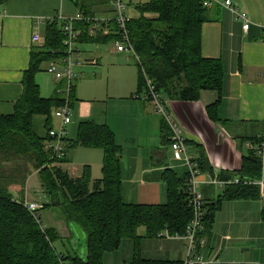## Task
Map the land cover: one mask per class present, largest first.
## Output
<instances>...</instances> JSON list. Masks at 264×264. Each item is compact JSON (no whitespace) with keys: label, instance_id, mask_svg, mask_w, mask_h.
I'll return each mask as SVG.
<instances>
[{"label":"crops","instance_id":"0c3cea01","mask_svg":"<svg viewBox=\"0 0 264 264\" xmlns=\"http://www.w3.org/2000/svg\"><path fill=\"white\" fill-rule=\"evenodd\" d=\"M128 1V12L135 11L133 13L136 14L139 3L135 4L134 9L132 5L135 0ZM225 1L213 0L209 8L212 21L206 23L202 30V56L220 60L224 68L221 90L203 91L195 102L170 100L167 96H161L172 121L186 140L189 155L202 173L201 180L205 182L202 193L206 205L214 204L223 195L221 191L224 193L227 186L241 179L245 158L252 156L260 159L259 150L264 140V0H231L241 12L248 15L251 26L247 32L243 29V22L237 21L224 8ZM0 3V115L8 116L13 114L23 94V81L30 67L31 53L44 48L50 20L57 18L60 13L70 18L79 12L71 0H0ZM96 15L107 20V25L101 27L100 24L104 22H99L95 31H101L102 36L108 38L111 36L109 25L115 15L113 7ZM129 17L135 18L137 14H129ZM35 33L40 35L39 42H33ZM112 34H116V31ZM112 36L108 42L77 43H110L118 63L112 65L114 69L107 76V92L93 85L97 93L86 97L83 93L84 84L77 85L76 80H73V124L70 125H74L76 131L70 139L65 137L66 161L58 165L73 179L82 177V174L77 173V166L89 168L93 177L97 172L100 175L103 151L71 145L76 142L81 123L93 122L107 126L121 147L124 201L131 205H165L168 203L164 180L166 171L173 170L189 177L188 169L172 157L169 124L156 113L154 104L147 98L148 91H139V61L134 56L133 62L130 58L124 61L123 55L126 53L116 50V39ZM111 55L93 56L94 59L88 63L99 65L100 58L104 61L113 57ZM79 58L80 52L73 68L79 65ZM62 61L51 60L42 65L35 78L41 98L64 99L67 82H59L47 72L53 63L63 70ZM55 110L52 112V121L56 119L53 116ZM211 116L216 119L213 120ZM47 122V116L33 118V130L44 140L47 137ZM163 126L169 138H166L168 134L163 132ZM81 156L84 159H80ZM260 179H264V171ZM259 190L260 199L221 200L214 226L209 233L200 236L205 240L201 253L209 264H264V197ZM34 195L37 196L32 198ZM28 196H31L32 201L47 202L37 174L27 183L25 199ZM45 212H41V217L46 215ZM57 217L55 223L50 222L44 228L55 230L59 241H69L73 238L70 228L59 215ZM140 236H145L144 230ZM135 251L134 241L124 239L115 253L104 256L103 264H132ZM138 251L145 261L180 264L186 258L187 243L180 239L143 238Z\"/></svg>","mask_w":264,"mask_h":264},{"label":"trees","instance_id":"16d2710c","mask_svg":"<svg viewBox=\"0 0 264 264\" xmlns=\"http://www.w3.org/2000/svg\"><path fill=\"white\" fill-rule=\"evenodd\" d=\"M71 2L79 13L91 19L96 18L98 12L109 11L112 6V0ZM204 2L149 0L136 6L138 15L130 19L128 31L141 62L138 65L139 91H147L142 69L157 93L170 100L195 102L203 91L221 90L224 78L221 61L202 56L203 26L212 21ZM58 24L49 23L44 48L31 53L30 67L23 81L24 91L13 114L0 115V264H103L104 256L115 253L124 239L135 243L132 264H170L145 261L139 256L138 248L143 238L154 239L163 231L172 236L186 234L193 219L187 191L188 175L166 171L167 204L131 205L123 199L121 147L107 126L81 123L76 142L71 145L103 151V177L100 180L92 179L89 168H85L81 178H71L58 165L64 163L65 158L54 160L45 149L53 123L52 112L61 107L64 100L41 98L35 78L44 63L66 56L64 35ZM96 24L93 21L74 23L79 32L77 43L108 42L114 31L116 34L112 37L119 39L115 21L109 25L111 36L108 38L103 37L101 31H95ZM106 25L100 24L101 27ZM38 115L48 117L45 140L33 130V118ZM211 118L216 119L215 116ZM261 168L260 159L245 158L241 183L227 186L214 204H205L203 233H209L214 226L222 199H260L259 187L244 181L259 180ZM34 174L47 198L44 210H58L68 226L74 224L84 234L87 246L84 256L81 257L74 248L69 256L58 253L55 249L60 240L57 232L42 227L23 207L27 183ZM142 230L145 236H140ZM71 235L73 237L72 232Z\"/></svg>","mask_w":264,"mask_h":264},{"label":"built area","instance_id":"2783aa9c","mask_svg":"<svg viewBox=\"0 0 264 264\" xmlns=\"http://www.w3.org/2000/svg\"><path fill=\"white\" fill-rule=\"evenodd\" d=\"M213 0H205L204 6L210 8ZM111 5L114 9L115 15L113 21L118 26L119 39L116 40V50L120 53L132 54L140 62L135 50L132 47L128 23L130 21L129 17V1L128 0H112ZM224 8L229 10L235 17L237 21L243 22V29L247 32L251 26V21L248 15L241 12L239 8L231 1L226 0L223 4ZM57 21L60 23L61 30L64 35L63 45L65 48V57L63 59L64 68L61 71L56 63L51 64L47 72L53 75L57 81L65 80L67 86L65 89L64 104L54 111L53 116L60 121V128L58 131L51 129L48 132L49 142L45 145L46 151L50 154L51 158L54 160L61 161L66 156V150L64 147L66 128L72 123V110H71V96L73 95V66L75 65V58L78 56L79 51L77 50V38L79 32L75 30L74 23L80 21H93L94 23L107 22V20L100 18H86L83 14L78 13L76 17H66L60 13L57 18L50 20V23ZM40 35L35 33L33 35V42H39ZM143 76L147 87V98L150 102L154 104L156 113L163 116L166 122L169 124L170 128V149L172 152V157L175 161L183 163L188 169L189 182L187 186V191L189 195V205L193 211V219L189 224L186 234L174 235L172 236L168 231H163L157 235V238L162 239H180L187 243V254L186 258L181 264H209L206 258L202 255L201 249L205 246V240L200 237L204 232V218H205V200L202 193V185L205 183L202 179V173L199 170L198 164L189 155L187 150V143L185 138L182 136L181 131L177 124L172 121L171 115L168 113L165 105L162 103L161 95L157 93L151 80L148 78L144 69ZM223 134V130H221ZM249 147H252L249 145ZM260 160H261V174L264 171V140L261 143L259 150ZM211 183L217 185H224L218 181H210ZM241 180H236L234 185L240 184ZM245 184L257 185L262 192L264 197V179H260L258 182L244 181ZM23 207L33 216L35 221L40 224V214L44 210L45 203L40 201H28L27 199L22 202Z\"/></svg>","mask_w":264,"mask_h":264},{"label":"rangeland","instance_id":"374dc122","mask_svg":"<svg viewBox=\"0 0 264 264\" xmlns=\"http://www.w3.org/2000/svg\"><path fill=\"white\" fill-rule=\"evenodd\" d=\"M149 0H135V3L133 8L135 9V4L136 3H145L148 2ZM136 10V9H135ZM135 12V11H133ZM133 12H129L130 16H135L136 14L138 15L137 11L136 14ZM76 17V16H70V18ZM108 18V17H106ZM78 51L80 52V58H79V65L73 68V74H74V79L76 80L77 85L79 84H84L83 88V93L86 97H91L93 93H97V89L94 90L92 86L100 87L103 91L107 92L106 85L108 84V79L107 76L109 73L114 69L112 65H116L118 63V60L116 59V53L113 50V45L108 43V44H77ZM113 54L111 56L113 57H108L106 60L102 61V58H100V63L99 65H93L91 63H88L89 60L94 59L93 56H99L101 54L103 57L108 55V54ZM123 60L126 61L128 58L131 59V62L134 61L133 55L126 53L123 55ZM76 59V58H75ZM77 64V60H75V65ZM63 71V70H61ZM73 79V80H74ZM71 101H72V96H71ZM72 124H73V116H72ZM52 128L55 129L56 131L59 130L60 128V121L57 119H53L52 123ZM76 131V128L74 125H70L66 128V138H71L73 137L74 133ZM77 135V134H76ZM188 147V146H187ZM86 149H93V148H86ZM189 151V150H188ZM81 152V151H79ZM79 154V153H77ZM80 159H84L83 156L80 157ZM103 161L101 164V169H100V175L99 172L96 173V175L92 174L91 171V177L94 181L100 180L103 177ZM124 167L122 164V175L124 172ZM85 168L83 166H77V173L79 174H84ZM99 177V179H96ZM223 194V191H221ZM34 195L32 198H35ZM31 196H28V201L33 202ZM46 215H43L42 217L40 216V225L42 227H47L50 222L55 223V217H57L61 212H59L56 209L53 208H48L45 209ZM48 212V213H47ZM55 216V217H54ZM61 218V216H60ZM66 226V225H65ZM60 229V228H59ZM78 233L80 234V238L82 240H78V235L77 232L74 231L75 235V241L78 242V249L80 250V254L83 253V250L86 251V239L84 234L82 233L81 230H78ZM55 249L57 250L58 253L64 254L65 256H69L70 254H73V245L71 241L64 240V241H59L55 244Z\"/></svg>","mask_w":264,"mask_h":264},{"label":"water","instance_id":"95a60500","mask_svg":"<svg viewBox=\"0 0 264 264\" xmlns=\"http://www.w3.org/2000/svg\"><path fill=\"white\" fill-rule=\"evenodd\" d=\"M69 226H70L71 232H72V234H73V238L71 239V243H72V245H73V248H74V249L77 251V253L82 257V256H84V255L86 254V252H87V247H86V251L83 250V253L80 254V250L78 249V242L75 241V235H74V231H76V232H77V235H78V240H79V241L82 240V239L80 238V234L78 233V230H80V229H79L77 226H75L74 224H70ZM84 258H85V257H84Z\"/></svg>","mask_w":264,"mask_h":264}]
</instances>
